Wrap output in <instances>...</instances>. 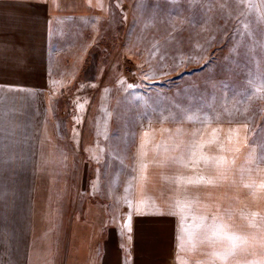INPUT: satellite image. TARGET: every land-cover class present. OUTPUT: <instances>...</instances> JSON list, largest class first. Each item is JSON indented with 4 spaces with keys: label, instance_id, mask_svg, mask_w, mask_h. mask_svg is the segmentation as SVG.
I'll return each instance as SVG.
<instances>
[{
    "label": "crops",
    "instance_id": "0c3cea01",
    "mask_svg": "<svg viewBox=\"0 0 264 264\" xmlns=\"http://www.w3.org/2000/svg\"><path fill=\"white\" fill-rule=\"evenodd\" d=\"M169 1L180 4L164 9L176 6L197 15L170 11L167 21L210 29L198 10L210 13L212 0ZM250 1L226 0L221 9L234 13L244 6L251 18L239 26H259L260 15L254 14L261 8L258 0ZM106 5L107 0H0V264H264L259 33L238 36L253 45L251 51L232 49L222 60H210L208 51L186 64L210 60L195 73L219 74L218 80L210 75L200 91L174 88L154 103L161 107L154 106L137 136L129 223L107 210L105 198L75 199L74 161L57 138L51 112L58 88L73 87L61 75L73 70L67 63L64 71L57 60V37L65 38L61 49L72 58L67 62H77L78 42L90 39L84 25L94 21L93 14L104 15ZM184 63L180 57L173 72L185 71Z\"/></svg>",
    "mask_w": 264,
    "mask_h": 264
},
{
    "label": "rangeland",
    "instance_id": "374dc122",
    "mask_svg": "<svg viewBox=\"0 0 264 264\" xmlns=\"http://www.w3.org/2000/svg\"><path fill=\"white\" fill-rule=\"evenodd\" d=\"M225 1L212 0V10L208 14L205 10H198V16L202 13L200 19L211 22L209 30H198L190 24L167 21L173 17L171 14L176 16L179 13L182 17L197 15L192 9L178 10L176 6L180 3L107 0L104 15L92 13L94 21L84 25L88 29L82 32L90 34V39L78 42V54L82 56L73 64L67 62L72 58L67 57L65 49H61L65 48V38L57 37L60 46L63 42L58 47L57 60L65 66L64 71L67 63H71L73 70L61 75L65 80L69 77L67 87H73L63 88V92L58 88V97L51 105V112L56 118L55 129L59 130L57 138L70 151L74 161L70 170V186L79 196L75 195L77 201L105 198L107 210L110 208L115 215L119 213L124 223L130 222L128 217L135 206V185L132 182L137 160V136L147 125L148 115L150 117L156 106L161 107L160 103H154L174 88L177 89L175 92L200 91L197 88L202 80L206 81L210 75L217 79L219 74L203 77L195 72L210 60H222V56L232 49L251 51L253 45L239 41V35L259 33L260 41L264 40V0H258L261 9L254 14L260 15L259 26L251 23L239 26L244 17H251L244 15V6L235 8L234 13L232 9H221L227 2L232 6ZM167 3L176 6L172 10L168 6V12L164 9ZM213 28L215 31H211ZM209 36L212 39H208ZM208 51L211 55L207 63L186 65L192 63V58L202 59ZM175 54L177 59L174 62ZM180 57L185 59L186 70L173 72ZM229 75L233 82H237L235 75ZM51 96L54 98L55 94ZM59 144V155L62 153L63 156ZM186 208L193 209L191 206ZM219 220L225 223L224 218ZM184 221L189 223V218H184Z\"/></svg>",
    "mask_w": 264,
    "mask_h": 264
},
{
    "label": "snow or ice",
    "instance_id": "6c2138e0",
    "mask_svg": "<svg viewBox=\"0 0 264 264\" xmlns=\"http://www.w3.org/2000/svg\"><path fill=\"white\" fill-rule=\"evenodd\" d=\"M129 87H132L131 85H129ZM131 218L129 217V220H130Z\"/></svg>",
    "mask_w": 264,
    "mask_h": 264
}]
</instances>
